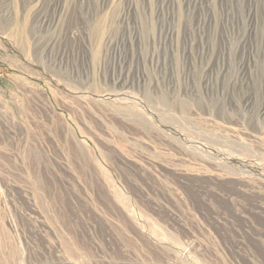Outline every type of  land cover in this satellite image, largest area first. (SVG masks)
I'll return each mask as SVG.
<instances>
[{"label":"rangeland","instance_id":"374dc122","mask_svg":"<svg viewBox=\"0 0 264 264\" xmlns=\"http://www.w3.org/2000/svg\"><path fill=\"white\" fill-rule=\"evenodd\" d=\"M0 264H264V0H0Z\"/></svg>","mask_w":264,"mask_h":264}]
</instances>
